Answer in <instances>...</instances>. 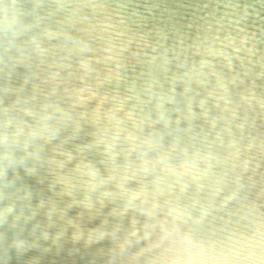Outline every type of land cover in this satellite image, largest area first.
<instances>
[{
	"label": "clouds",
	"instance_id": "obj_1",
	"mask_svg": "<svg viewBox=\"0 0 264 264\" xmlns=\"http://www.w3.org/2000/svg\"><path fill=\"white\" fill-rule=\"evenodd\" d=\"M0 264H264V0H0Z\"/></svg>",
	"mask_w": 264,
	"mask_h": 264
},
{
	"label": "water",
	"instance_id": "obj_2",
	"mask_svg": "<svg viewBox=\"0 0 264 264\" xmlns=\"http://www.w3.org/2000/svg\"><path fill=\"white\" fill-rule=\"evenodd\" d=\"M185 2H198V0H185Z\"/></svg>",
	"mask_w": 264,
	"mask_h": 264
}]
</instances>
